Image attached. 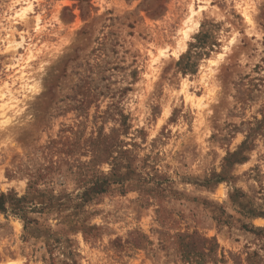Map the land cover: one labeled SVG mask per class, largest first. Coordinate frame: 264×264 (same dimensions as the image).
<instances>
[{
    "label": "rangeland",
    "instance_id": "374dc122",
    "mask_svg": "<svg viewBox=\"0 0 264 264\" xmlns=\"http://www.w3.org/2000/svg\"><path fill=\"white\" fill-rule=\"evenodd\" d=\"M1 194L0 264H264V0H0Z\"/></svg>",
    "mask_w": 264,
    "mask_h": 264
},
{
    "label": "trees",
    "instance_id": "16d2710c",
    "mask_svg": "<svg viewBox=\"0 0 264 264\" xmlns=\"http://www.w3.org/2000/svg\"><path fill=\"white\" fill-rule=\"evenodd\" d=\"M239 154V151H236V152H234V153H232V154H229L228 155V157H226V162L229 160V159H234V158H236V156ZM109 180H106V179H104L103 181H101V182H97V181H95V184L94 185H92V187H90V189L92 190V191H95V192H101V190L102 189H104L103 187H104V184H108L109 182H108ZM85 193L86 192H84L83 193V197H85ZM3 194H1L0 195V207H2L3 209H4V207H3V203H2V199H3ZM22 200V198H17L16 199V201L17 202H19V201H21ZM184 250H187V249H184ZM187 253H185V255H186V257L187 258H189L188 256H189V251H186ZM192 260V259H191ZM190 260V261H191ZM196 264H202L201 263V261L200 260H196Z\"/></svg>",
    "mask_w": 264,
    "mask_h": 264
},
{
    "label": "bare ground",
    "instance_id": "6f19581e",
    "mask_svg": "<svg viewBox=\"0 0 264 264\" xmlns=\"http://www.w3.org/2000/svg\"><path fill=\"white\" fill-rule=\"evenodd\" d=\"M199 7H202V6H199ZM24 11H25L24 9H23V10L21 9V12H20V13H18V15L22 17V16H23V13H24ZM190 12H191V13H195L193 9H192ZM8 120H9V119L7 118V119H5V120H4V122H7ZM2 121H3V119H2Z\"/></svg>",
    "mask_w": 264,
    "mask_h": 264
}]
</instances>
